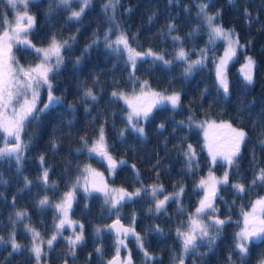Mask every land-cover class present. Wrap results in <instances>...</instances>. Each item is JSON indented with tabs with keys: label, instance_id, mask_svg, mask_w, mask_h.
<instances>
[{
	"label": "trees",
	"instance_id": "obj_1",
	"mask_svg": "<svg viewBox=\"0 0 264 264\" xmlns=\"http://www.w3.org/2000/svg\"><path fill=\"white\" fill-rule=\"evenodd\" d=\"M103 2L104 0H94L92 9L86 12L82 24L67 22L68 13L63 11L62 6L58 7L54 0H34L28 6L30 13L36 16V26L28 36L34 44L38 46L47 44V38L54 32L58 39H67L71 35H76V42L71 51L63 53L64 66L59 75L52 80L54 94L62 96L64 104L57 106L53 112L43 117L39 125L32 123L25 126L21 138L31 143L24 153L25 159L20 171H17L14 160L0 161V236L4 237L5 241L8 240L13 230L12 220L16 219V211H27L28 214V218L17 221L15 225L16 240L24 245L25 249H22V254L12 253L10 244L0 245V264H36L35 257L27 251L31 248L32 237L30 233L25 232V224L36 228L43 238L44 243L40 246L46 255H42L40 264H65V260L67 264H106L107 259L116 253V236L104 226L108 225L111 218L117 217V213H109L102 193L92 192L88 195L81 186L75 189V199L69 215L84 225L85 237L84 243L76 248L75 259L69 256L68 244L64 239L65 236L70 235L66 227L62 234L57 236L53 247L48 248L46 241L55 233L59 213L54 207L42 209L38 204L39 200L47 196L51 205H55L67 191L72 190L77 177L83 178L82 173L86 165L100 166L99 159L82 147L83 142L79 137L86 134L90 145L98 138L101 125L104 126L112 156L127 162V166L118 167L114 174L106 176L109 185L124 187L129 192L141 187V183L145 187L153 184L163 185L164 192L158 194V199L178 191V188L173 187L177 183L182 184L185 189L179 203L169 201L165 209L159 213L154 211L155 202L150 193H143L141 197L124 202L120 206L119 217L132 226V216L135 215V232L142 237L143 249L139 247L135 236L129 235L124 239L127 258L131 256L132 264H159L160 261L162 264H179L182 244L175 230L180 226V221L187 220L186 213L182 214L179 208L182 205L187 212H194L201 197V190L197 187L198 182L209 168H212L216 175H223L226 169L229 171L228 185L218 186L219 196L223 199L217 198L214 203L219 208L220 218L230 216L231 223L224 227L223 234L216 241L212 251H209L206 243H201L196 252L206 255L184 254V264H228L227 257L229 249L234 246V234L243 225V212L249 208L255 198L264 193V183L260 181L252 183L259 169H264V147L260 146V141L264 140V135H260L264 127L257 125L253 129L254 120H264V116L260 115L264 112V31L259 30V24L253 23L249 27L243 14L246 7L254 16L259 15L261 23H264V10L258 7L261 0H248V2L236 0L234 6H229L227 0H213L215 7L208 9L212 13L216 8H221L223 14L217 23H222L225 28H235L240 43L246 46L238 50L236 58L228 65L227 74L232 93L230 100L225 102L223 96L217 97L215 63L211 58L213 56L211 51L204 66L187 80L181 76L184 67L181 63H175L170 69H166L159 62L153 65L150 59L145 62L138 61L135 75L139 80L141 82L147 80L150 88L157 92H163L165 89L168 93L173 90L180 91L181 106L175 111L171 106L154 110L153 117L144 125L146 138L141 139L128 132L124 141L121 140L119 132L125 127L123 117L127 113V106L122 99L113 100L111 93L114 90L131 93L140 86L139 83L133 84L128 78L129 71L125 70L124 63L125 55L116 57L114 54H109L101 43L91 49L81 65L74 66L73 63L81 55L93 29L97 28L98 21L104 20L100 13ZM179 2V7L175 5L167 7L168 0H120L117 20L122 28L130 29L128 35L131 46L137 50L152 48L155 52L164 53L165 59H172L167 53H174L180 45L174 46L173 41L166 35L165 25L169 23V14L172 16L178 14L179 18L174 22L178 25L179 31L173 32L172 35L185 38L183 43L185 50L195 48V52L190 53V59L199 58V49L205 47L208 39L206 26L201 27L194 36L188 37L186 34L199 23L196 18V5L200 0H179ZM50 5L52 12L46 15ZM184 6L189 9L188 12L183 10ZM72 7L77 8L78 5L73 4ZM129 7L133 9L131 14L126 12ZM152 11H156L157 15L149 24L148 16ZM13 13L14 9L7 5L6 0H0V14H2L0 19L6 17L9 20ZM107 27L105 23L99 29L101 36ZM77 28H81L79 33L76 32ZM2 30L0 28V31ZM162 30L165 34L158 35ZM133 34H136L135 40L132 39ZM116 35L118 32H114L111 38L115 39ZM209 47H214L217 56L223 47V41L217 40L214 46ZM14 53L20 64L25 66L29 60L33 62L37 60L22 47L14 48ZM246 53L255 58L258 66L255 83L251 86L245 85L238 71ZM94 79L98 80V83L94 84ZM85 87L92 88L94 94L98 96L97 102L83 98ZM205 88L208 92L201 99L200 93ZM46 94V88L42 89L41 98L45 99ZM238 101H243L245 105L251 104L249 110L251 118L249 111H245L242 116L237 114ZM68 104L75 105V117L68 109ZM85 108L89 109L91 114L86 113ZM189 109L195 115L197 124L204 120L226 121L231 122L235 127L244 128L250 139L242 146L241 155L237 160L238 168H229L219 162L213 165L203 147L202 130L198 127L188 128L187 123L178 126L180 121L187 122ZM69 120L74 121L71 129L66 124ZM161 123L164 124L163 130L157 127ZM69 132L71 135H68ZM50 141L56 143L55 150L51 148ZM3 143L4 139L0 133V146ZM188 144H192L197 152L199 168L194 172L187 169L183 155V150ZM41 154L45 156L43 165L39 161ZM157 160L160 161V166L154 168ZM133 164L139 173L138 177L131 167ZM44 168L49 171L48 186L40 180ZM25 178L31 181L27 186ZM235 183L243 184L245 192L238 194L231 186ZM150 208L153 209L152 212L149 211ZM156 225L163 230L162 233L154 231ZM97 226L101 227L99 235L94 231ZM96 247L101 248V253L95 251ZM145 250L154 259L146 260ZM249 250L247 264H261L264 260L262 255L264 242L250 244ZM123 251L121 247L120 252ZM173 255L177 259L173 260ZM232 261L234 264H241L237 253L232 255Z\"/></svg>",
	"mask_w": 264,
	"mask_h": 264
},
{
	"label": "snow or ice",
	"instance_id": "obj_2",
	"mask_svg": "<svg viewBox=\"0 0 264 264\" xmlns=\"http://www.w3.org/2000/svg\"><path fill=\"white\" fill-rule=\"evenodd\" d=\"M34 0H6L7 5L11 9H17L18 6L23 7V11H17L15 13L14 22H9L6 17L0 19V133H3L4 143L0 146V161L5 159L14 160L17 166V171H20L25 159V151L30 147L29 142H25L21 138V133L24 131L27 124L35 123L39 125L42 122L43 117L53 112L57 106L63 105L64 100L62 96L54 94L55 89L52 80L59 75L60 70L64 66L65 57L63 53L65 51H71L74 43L76 42V35H71L67 39H58L57 34L54 32L48 37V43L46 47H38L28 38L29 34L34 30L36 26V16L29 11V4ZM58 7L62 6L63 11L67 12V22H74L82 24L83 17L88 10L92 9L94 0H54ZM248 2V0H246ZM229 6H234L236 0H227ZM78 5L77 8H73L72 5ZM120 5V0H104L101 5L100 13L104 17L103 21H98L97 28L93 29L88 42L82 49L81 55L74 60V66H79L83 63L84 57L88 55L92 48L98 47L101 43L109 54H114L116 57L126 55L124 61L126 67L125 70L129 71V80L135 84H140L139 94L133 91L131 96L127 95L123 91L114 90L111 93L113 100H123L128 107L126 115L123 117L125 121V127L119 132V136L122 141L126 139V133L131 132L133 135L144 139L146 138V130L144 125L153 117L154 110L171 106V109L175 111L181 106V92L173 90L168 94V90L163 92H157L151 90L147 80L140 81L139 77L135 75L138 70V61L145 62L151 60L155 65L157 62L163 65L166 69H170L175 63H181L184 65L181 76L183 79H189L196 71L202 68L205 61L209 59L208 53L211 51L213 56L211 57L215 63V77H216V92L217 97L223 96L224 101L228 102L231 98L230 82L228 79L227 69L230 62L234 61L237 56L238 50L244 49L246 46L240 43L239 34L235 31V28H225L222 23H217L221 20L223 10L216 8L215 12L210 13L208 9L215 7L213 0H200L196 5L197 13L196 18L199 21L197 26L193 28L186 36H194L199 32L201 27H205L208 30V39L205 47L199 49V58L196 60L190 59V53L195 52V48L185 50L183 47L184 39L179 35H172L173 32H178V25L174 22L179 18V15L172 16L169 14V23L165 25L167 29L166 35L173 41L174 46L180 45L174 53H167L172 59H165V54L162 52H155L152 48H148L144 51H137L132 47L129 40L128 32L130 29H124L121 27L117 20V8ZM180 6L179 0H168L167 7ZM261 10H264V0H261V4L258 6ZM183 10L188 12L189 9L184 6ZM52 12L51 5L46 13L50 15ZM128 14L133 12V9L129 7L126 9ZM243 14L246 18V23L249 27L253 23L259 24L260 29L264 31V23H261L259 15H253L248 8H244ZM157 15L156 11H152V14L148 16V23H152ZM2 16V14H0ZM108 27L101 36L99 29L104 24ZM7 25V27H4ZM90 26V25H89ZM55 27V25H52ZM81 28H77L76 32L79 33ZM114 32H118L115 39L111 38ZM163 30L158 35H164ZM136 34H133L132 39L135 40ZM217 40H223L226 43L223 55L216 57L214 46ZM248 45H251V41H248ZM22 47L25 51L34 55L38 62L29 60L27 66L20 64L17 59L14 48ZM27 59V58H26ZM115 66V65H114ZM257 61L252 56L245 57V63L241 66V73L243 81L246 86H251L255 83V76L257 71ZM130 68V70H129ZM98 83V80L93 81ZM118 83V82H117ZM47 90V100L43 102V106H38L40 103L41 89ZM208 89L205 88L200 93V98L207 94ZM83 98L91 100L93 102L98 101V96L94 94L92 88L85 87L83 89ZM254 103V102H253ZM251 104L245 105L243 101H238L237 109L238 115L242 116L245 111H249ZM68 109L71 111L73 117H75L76 110L74 104H68ZM190 115L187 117V122L180 121L178 126H183L187 123L188 128L198 127L204 130L205 141L211 162L213 165L217 162L226 164L229 168L237 167V160L241 155L242 146L247 142L250 137L248 133L241 127H234L231 122L222 121L217 124L215 121L204 120L197 124L195 115L192 114V110L189 109ZM85 112L88 114L90 110L85 108ZM207 115V112H205ZM264 116V112L260 114ZM62 116V114H61ZM249 118L251 113L249 111ZM61 122H63L61 120ZM243 122L241 121V124ZM67 126L71 129L74 125V121L69 120L66 122ZM257 125L264 127V120L257 119L253 121V129ZM159 130L164 129V124L161 123L158 126ZM220 129L223 131V135L215 136L209 139L208 129ZM175 131V128L173 129ZM71 135V132L68 133ZM264 135V130L260 133ZM83 142L82 147L86 148L89 154H95L102 160L107 161L108 170L110 173H115L118 167L127 166V162L123 159L117 161L109 151V145L106 141L104 126L99 128L98 138L93 140L91 145L87 135L79 137ZM183 139V138H182ZM51 148L55 150L57 145L54 141H50ZM127 146V145H126ZM260 146L264 147V140L260 141ZM80 151V149H77ZM185 157L186 167L190 172H194L199 168L197 160V152L192 144H188L187 148L183 150ZM41 165L45 163V156L41 154L39 156ZM160 161L157 160L154 168H159ZM132 169L136 171V166L131 165ZM49 171L47 168L43 169L40 180L45 186H48ZM83 191L91 195L92 192L102 193L104 196V203L108 206L109 213L116 212L117 218L113 223L105 225L109 232L114 231L116 234V255L112 259L107 261V264H132L131 256L124 261L120 259V247L124 245V239L129 235L135 236L139 242V247L143 249L142 237L135 232L134 224L136 217L132 216V226L125 227L121 223V219L118 215L119 208L124 202L132 201L134 198L141 197L143 193H150L151 198L155 202L154 211L156 213L165 209L166 203L169 201H175L179 203L181 196L184 194V187L182 184H175L173 187L178 188V191L164 195L163 199H158V194L164 192L163 185L153 184L149 187H145L141 183V187L136 188L134 191L129 192L126 188H113L110 187L104 180L101 173H96L94 169H91L90 165H86L83 169ZM137 177L139 176L136 171ZM92 177L90 180L89 177ZM99 176L101 179L97 181L95 177ZM157 177L159 172L157 171ZM257 181L264 183V169H259L255 174L252 181L255 184ZM81 177H77L76 183L72 185V190L66 192L59 203L51 205L47 196L39 200L38 204L40 208L54 207L56 212L59 213V223L55 225V233L46 241L49 249L53 247L54 241L57 240V236L62 234L65 226H69L73 229V235L65 237L69 248V256L72 259L76 257V248L78 245L84 243V225L79 221H74L69 217V211L72 208V202L75 199V189L80 186ZM139 182V180L137 181ZM31 181L25 178V185H29ZM229 183V171L226 169L222 177H216L212 168H209L207 177H201L198 188L203 190V197L198 201L194 212H187L186 209L180 205V212L187 215L186 221H180V226L176 228L177 238L182 244V255L179 257V264H184V254L193 253L196 255L204 256L206 254L197 253L196 249L201 243H206L209 251L214 249L216 241L223 234L224 227L231 223V217L227 216L221 219L218 215L219 208L214 203L217 198L223 199L219 196L218 186ZM236 192H245V186L241 183H235L231 185ZM54 187V185H53ZM14 203V200H13ZM87 207V206H85ZM150 212L153 209H149ZM15 220H12L13 230L9 234L8 240L5 241L4 237L0 236V245L8 243L11 246L12 253H21L25 246L16 240L15 225L17 221H23L28 218L27 211H16ZM11 219V217H10ZM79 225V232H76L75 227ZM26 233H30L32 237L31 248L27 249L30 255H33L36 260V264H40L43 249L40 246L44 243L43 238L36 228L30 224L24 225ZM95 233L99 235L101 227L97 226L94 229ZM154 231L162 233L159 225H156ZM121 236L124 239H121ZM40 241V243H37ZM264 242V196L257 198L251 204L250 211L243 212V225L239 231L234 234V246L229 249V255L227 257L228 264H234L232 261V255L237 253L241 264H247V259L250 256V244ZM95 251L101 253V248L96 247ZM10 253V255L12 254ZM264 255V253H262ZM146 260H152L154 257L150 256L145 250ZM173 260L177 259L175 255ZM67 264V260H65ZM162 264V261L159 262ZM264 264V260L261 261Z\"/></svg>",
	"mask_w": 264,
	"mask_h": 264
},
{
	"label": "rangeland",
	"instance_id": "obj_3",
	"mask_svg": "<svg viewBox=\"0 0 264 264\" xmlns=\"http://www.w3.org/2000/svg\"><path fill=\"white\" fill-rule=\"evenodd\" d=\"M24 9H23V7L22 6H18V8L17 9H14V13L12 14V16H11V19H9L8 21L9 22H14V19H15V13L17 12V11H23ZM5 27H7V25L5 26ZM116 38V37H115ZM223 41V40H222ZM38 46V45H37ZM47 46V44H45V45H40V46H38V47H46ZM227 45H226V43L223 41V47L221 48V50H220V52L218 53V55L216 56V57H219V56H221V55H223V52H224V49H225V47H226ZM137 51H144V50H137ZM246 56H250L248 53H246L245 54V56H244V59L242 60V62L240 63V65H239V68H238V71H239V74L242 76V73H241V66L245 63V57ZM125 57H126V55H125ZM196 59H198V57L197 58H193V59H191V60H196ZM35 62H38V60H36ZM216 72V68H215V64H214V73ZM42 90V89H41ZM152 90V89H151ZM139 91H140V86L135 90V93L136 94H139ZM171 92H169L168 94H170ZM127 95H129V96H131L132 94H133V92H131V93H126ZM40 99H42L41 98V93H40ZM46 100H47V94H46V98H45ZM44 98L41 100V102H40V107H42L43 106V102H45L46 100H45ZM124 102V101H123ZM125 103V102H124ZM127 106V105H126ZM170 106V105H169ZM127 111H128V107H127ZM208 121H213V120H208ZM217 124H220L222 121H215ZM200 123V122H199ZM235 127V126H234ZM202 130V129H201ZM224 133H223V131L222 130H220V129H213V128H209L208 129V136H209V139H211V138H213V137H215V136H221V135H223ZM1 135L3 136V133H1ZM202 138H203V147H204V149H205V151L207 152V154H208V156H209V153H208V150H207V146H206V141H205V135H204V130H202ZM95 140V139H94ZM91 145V144H90ZM1 146H3V144L1 145ZM93 155H95V154H93ZM96 156V155H95ZM97 157V159H99V161H100V166H93V165H90L91 166V169H94L95 170V172L96 173H101L102 175H103V180L108 184V182H107V180H106V176L108 175V174H111L110 172H109V170H108V166H107V161H105V160H102L100 157H98V156H96ZM209 158H210V160H211V157L209 156ZM117 159V158H116ZM120 159H117V161H119ZM212 163V162H211ZM209 172V171H208ZM208 172H206L202 177H207V175H208ZM215 174V173H214ZM215 176L216 177H222L223 175H216L215 174ZM89 179L91 180L92 179V177L90 176L89 177ZM95 179L97 180V181H99L101 178L99 177V176H97V177H95ZM201 179V178H200ZM200 181V180H199ZM83 183H84V181H83V178L81 179V182H80V186H81V188L83 189ZM198 184H199V182H198ZM109 185V184H108ZM110 187H113V188H120V187H114V186H111V185H109ZM201 190V197H200V199L203 197V190L202 189H200ZM71 191V190H70ZM67 192H69V191H67ZM262 196H264V193L262 194V195H260L259 197H262ZM259 197H257V198H259ZM63 198V197H62ZM257 198H255L254 200H253V202L257 199ZM61 201V200H60ZM59 201V202H60ZM59 202H57V203H59ZM250 209H251V205L249 206V208L248 209H246L245 211H250ZM244 211V212H245ZM69 217H70V215H69ZM71 218V217H70ZM59 219H60V215H59V217H58V223H59ZM72 220H74V221H77V220H75V219H73V218H71ZM242 221H243V215H242ZM66 228H67V230H68V233L70 234L69 236H65V237H70V236H72L73 235V229L71 228V227H69V226H65ZM75 230H76V232H79V225H76V227H75ZM130 236H133V235H130ZM121 239H124V237H121ZM123 249H124V251L121 253L120 252V255H121V258H122V261H124V260H126L127 259V246H126V244H125V240H124V245L123 246H121ZM120 247V248H121Z\"/></svg>",
	"mask_w": 264,
	"mask_h": 264
},
{
	"label": "water",
	"instance_id": "obj_4",
	"mask_svg": "<svg viewBox=\"0 0 264 264\" xmlns=\"http://www.w3.org/2000/svg\"><path fill=\"white\" fill-rule=\"evenodd\" d=\"M116 218H117V217H113V218H111V219L108 221V225L111 224V223H113V221H114ZM120 219H121V218H120ZM121 223H122L125 227H129V225H128L126 222H124L122 219H121ZM112 233L116 236V234H115L114 231H112ZM121 237H123V236H121ZM115 255H116V253L112 254V255L107 259V261L110 260V259H112L113 256H115ZM120 259H121V261H122L121 255H120ZM106 264H107V263H106Z\"/></svg>",
	"mask_w": 264,
	"mask_h": 264
}]
</instances>
